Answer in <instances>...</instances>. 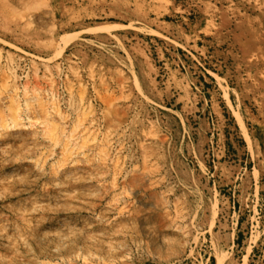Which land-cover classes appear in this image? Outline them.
<instances>
[{
	"label": "rangeland",
	"instance_id": "rangeland-1",
	"mask_svg": "<svg viewBox=\"0 0 264 264\" xmlns=\"http://www.w3.org/2000/svg\"><path fill=\"white\" fill-rule=\"evenodd\" d=\"M0 264H264V0H0Z\"/></svg>",
	"mask_w": 264,
	"mask_h": 264
},
{
	"label": "bare ground",
	"instance_id": "bare-ground-1",
	"mask_svg": "<svg viewBox=\"0 0 264 264\" xmlns=\"http://www.w3.org/2000/svg\"><path fill=\"white\" fill-rule=\"evenodd\" d=\"M14 90H15V87H14ZM32 99L34 101H37V98H35V97ZM25 106H26V110H27L28 105H25ZM20 109L21 108L19 107V104H17L13 118H11L9 121H7V123L5 125L7 128H15V127L16 128H25L28 126V125H25V123L23 122V119L21 118V115H20L21 110ZM26 118H27V120H30L28 114H26ZM48 121H49V118H45V123H43V124L46 125L48 123ZM47 129L48 128H46V131H47ZM46 131L44 130V133L45 134L47 133V135H49V131H47V132Z\"/></svg>",
	"mask_w": 264,
	"mask_h": 264
}]
</instances>
